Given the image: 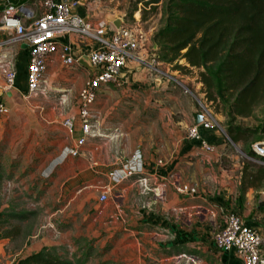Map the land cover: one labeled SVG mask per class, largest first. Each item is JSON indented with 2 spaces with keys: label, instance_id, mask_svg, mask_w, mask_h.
<instances>
[{
  "label": "crops",
  "instance_id": "1",
  "mask_svg": "<svg viewBox=\"0 0 264 264\" xmlns=\"http://www.w3.org/2000/svg\"><path fill=\"white\" fill-rule=\"evenodd\" d=\"M111 10L115 8L102 9L90 0L82 8L84 14L108 15L111 22L122 16ZM134 20L142 30L144 45L140 54L146 62L130 60L122 71L121 86L100 89L94 104L97 116L92 136L81 146L80 154L70 152L84 135L78 116L80 99L68 112L55 117L62 125L64 118L74 116L76 123L73 132L60 127L56 147L47 155L48 160L61 161L62 170L53 189L57 188L64 200L74 194L66 201V208L89 205L101 220L98 227H105V240L117 238V247L124 246L125 255L135 259L129 264H150L151 258L160 264H243L235 250L220 251L214 244V234L223 222L222 209L229 207L238 212L264 234V205L256 204L254 189L239 199L236 181L228 179L234 173L221 165L227 144L223 127L202 130L204 138L216 146L214 153H206L199 142L187 138L188 126L194 124L193 112L201 109H182L180 120L173 117L172 106L162 104L164 98L178 101L179 94L170 90L172 76L160 68L162 63L148 50L149 44L156 48L152 37L157 28L144 26L146 21L139 11ZM70 42L77 48L82 43L75 36ZM19 46L17 84L23 87L26 76L21 78L20 70L24 62L27 64L24 56L28 57V50L25 45ZM10 48L7 51L11 52ZM59 62L54 56L49 70H55ZM78 66L75 69L82 71L74 86L83 87L92 72ZM201 86L203 82L197 84V89ZM135 154L140 155L143 170L128 176L126 167ZM209 181L215 184L206 187ZM182 184L196 185L200 193H180L177 188ZM103 187L110 189L105 201L100 200ZM62 230L70 234L68 227L61 228L60 233Z\"/></svg>",
  "mask_w": 264,
  "mask_h": 264
},
{
  "label": "rangeland",
  "instance_id": "2",
  "mask_svg": "<svg viewBox=\"0 0 264 264\" xmlns=\"http://www.w3.org/2000/svg\"><path fill=\"white\" fill-rule=\"evenodd\" d=\"M131 1L90 0L102 9L115 8L110 12L122 14L131 23L135 22L134 15L139 11L141 19L146 21L144 26L158 30L162 25L161 5L151 9L141 3L132 15L135 6ZM41 3L42 0H30L25 4L39 14ZM104 17L111 22L112 17L108 15ZM2 36L0 30V39ZM10 49L11 58L16 61L20 46L16 45ZM155 49L149 44L150 53L155 54ZM24 58L27 61V55ZM160 62L162 63L160 68L172 76L170 90L179 94L178 101L164 98L162 104L172 106L173 117L180 120L182 109L189 110L192 107L197 109L204 105L212 112L216 121L214 127H223L226 132V149L220 160L226 170L229 172L232 170L234 173L228 179L236 181L235 190L238 198L254 189L255 202L262 207L264 159L250 156L247 151L251 144L260 141L259 136L264 137V132L240 134L238 141H234L226 131L229 118L224 112L223 104L209 98L207 86L204 84L197 89V84L202 82L200 69H179L175 67L176 63ZM178 64L185 65L186 62L182 59ZM26 66L25 62L21 65V78L26 76ZM76 67L79 68L78 65L66 67L59 62L52 72L48 69L46 81L31 96L24 97L15 90L0 91V102H4L10 108L9 115L0 118V169L4 174L3 180L0 181V212L16 209L33 213L25 220L11 219L0 225V233L14 229V233L9 237L0 239V264H13L15 260L44 246L54 247L55 252L67 260H74L76 254L77 258L86 259L85 264H129L135 261L125 255L124 246L117 247L120 243L117 238L105 240L107 236L103 230L105 227L102 229L98 227L101 220L92 213L94 211L89 209V205L80 207L70 205L66 208V201L72 199L74 194L64 200L60 198L61 192L57 188L53 189V183L58 180L59 172L62 170L61 161L48 160L47 155L54 151L56 140L62 133L60 127L63 124L58 122L60 118L56 119V116L63 114L64 111L68 112L79 98L82 85L75 87L74 84L77 74L82 70L75 69ZM25 84L24 79V86ZM232 124L252 128L262 126L264 101L256 105L254 115L238 116ZM214 184L209 181L205 186ZM225 192L228 193L229 190L226 189ZM92 224H95L93 228ZM64 226L68 227L67 231L70 234L62 233L65 232L63 230L60 233ZM115 248L117 250H114ZM150 264L160 262L151 258Z\"/></svg>",
  "mask_w": 264,
  "mask_h": 264
},
{
  "label": "built area",
  "instance_id": "3",
  "mask_svg": "<svg viewBox=\"0 0 264 264\" xmlns=\"http://www.w3.org/2000/svg\"><path fill=\"white\" fill-rule=\"evenodd\" d=\"M8 2L1 11L2 38L0 39V87L2 91L17 90L22 96L35 94L46 81L50 62L57 56L62 65L71 67L82 65L80 59L86 57L94 67L79 93L78 116L82 122L84 135L72 147V155L80 154V148L92 136L93 119L97 116L94 104L99 92L105 86H121L122 71L130 60L145 63L143 54V34L135 20L125 18L120 29L109 22L102 13L84 14L81 0H42L41 13L25 3ZM89 1V0H88ZM19 2V1H18ZM80 39V47L73 46L70 37ZM11 45H25L28 50L26 84L18 86L19 69L7 51ZM83 66V65H82ZM86 67V66H84ZM204 120L188 128L187 138L199 142L206 153H214L216 146L203 136L204 129L216 126L212 112L204 105L200 108ZM10 108L0 102V118L9 115ZM76 117L67 116L63 126L73 132ZM141 157L135 154L126 167V174L133 176L142 172ZM262 162L261 160H259ZM264 163V162H263ZM178 192L190 195L199 194V188L192 184H182ZM109 187H103L100 200L108 199ZM222 225L214 234V244L220 251L235 250L243 264H264V234L248 224L234 210L222 209Z\"/></svg>",
  "mask_w": 264,
  "mask_h": 264
},
{
  "label": "trees",
  "instance_id": "4",
  "mask_svg": "<svg viewBox=\"0 0 264 264\" xmlns=\"http://www.w3.org/2000/svg\"><path fill=\"white\" fill-rule=\"evenodd\" d=\"M7 3L0 4V12ZM131 3L135 6L132 15L141 3L151 9L161 5L162 25L152 37L157 45L156 60L176 63L179 69H200L209 98L223 104L229 118L226 131L234 141H238L240 134L264 132V124L255 128L232 124L238 116L254 115L256 105L264 101V0H132ZM182 59L185 65L178 64ZM263 139L259 136L258 140ZM247 152L258 156L252 144ZM3 178L0 169V181ZM32 214L16 209L1 211L0 225L11 219L25 220ZM11 233L14 229L4 230L0 239ZM74 257L64 259L54 247L44 246L13 264L86 263V259L77 258L76 254Z\"/></svg>",
  "mask_w": 264,
  "mask_h": 264
},
{
  "label": "water",
  "instance_id": "5",
  "mask_svg": "<svg viewBox=\"0 0 264 264\" xmlns=\"http://www.w3.org/2000/svg\"><path fill=\"white\" fill-rule=\"evenodd\" d=\"M11 2L13 3H18L19 0H10ZM81 2L83 4H87L88 3V0H81ZM125 22V17L123 16H120L118 18H116L114 21H113V24L114 26L117 28V29H120L122 27V25L124 24ZM157 47V45H155ZM80 63L83 65V66H86L88 67L90 70L94 71V67L92 66V64L90 63L89 59L86 58V57H82L80 59ZM157 85L160 86L161 84V79L158 78L157 80ZM193 117H194V123L195 124H200L203 120H204V113L202 110H198V111H194L193 112ZM252 149L253 151L260 157H263L264 158V140H260V141H256L252 144Z\"/></svg>",
  "mask_w": 264,
  "mask_h": 264
}]
</instances>
